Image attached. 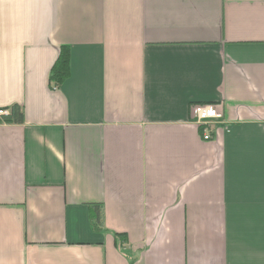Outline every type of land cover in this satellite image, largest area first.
Masks as SVG:
<instances>
[{
    "label": "crops",
    "instance_id": "crops-1",
    "mask_svg": "<svg viewBox=\"0 0 264 264\" xmlns=\"http://www.w3.org/2000/svg\"><path fill=\"white\" fill-rule=\"evenodd\" d=\"M200 103L223 114L209 142ZM15 105L0 264H264V0H0Z\"/></svg>",
    "mask_w": 264,
    "mask_h": 264
},
{
    "label": "trees",
    "instance_id": "trees-1",
    "mask_svg": "<svg viewBox=\"0 0 264 264\" xmlns=\"http://www.w3.org/2000/svg\"><path fill=\"white\" fill-rule=\"evenodd\" d=\"M71 72V51L68 46H63L60 49L58 59L51 69L50 82L56 87L60 88L64 82L69 78ZM9 122L23 123L24 113L20 106L15 105L12 107L10 116L6 117ZM92 214L93 227L97 230L105 228V213L103 203L90 204ZM118 239L123 240L122 243H127L125 236L116 235Z\"/></svg>",
    "mask_w": 264,
    "mask_h": 264
},
{
    "label": "built area",
    "instance_id": "built-area-1",
    "mask_svg": "<svg viewBox=\"0 0 264 264\" xmlns=\"http://www.w3.org/2000/svg\"><path fill=\"white\" fill-rule=\"evenodd\" d=\"M193 115L197 119V123L200 126H203V131L199 132L201 138L204 142H209L213 140L212 136V123L215 120H219L223 117L222 112L219 110L218 106L212 103H200L196 104L193 107ZM3 111H0V114H3ZM212 121V123L210 122Z\"/></svg>",
    "mask_w": 264,
    "mask_h": 264
},
{
    "label": "bare ground",
    "instance_id": "bare-ground-1",
    "mask_svg": "<svg viewBox=\"0 0 264 264\" xmlns=\"http://www.w3.org/2000/svg\"><path fill=\"white\" fill-rule=\"evenodd\" d=\"M0 111H3L4 113L3 114H0V118H4V119H6V117H8V116H10V114H11V110L10 109H8V108H0ZM192 114H193V109H192ZM193 118H194V120H195V123L198 125V126H200L198 123H197V119H196V117L193 115ZM210 122V121H209ZM210 123H212V121L210 122ZM201 128H202V130H203V126H200Z\"/></svg>",
    "mask_w": 264,
    "mask_h": 264
}]
</instances>
